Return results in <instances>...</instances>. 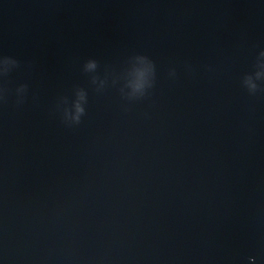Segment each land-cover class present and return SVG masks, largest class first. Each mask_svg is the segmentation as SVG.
Wrapping results in <instances>:
<instances>
[{
	"label": "clouds",
	"instance_id": "1",
	"mask_svg": "<svg viewBox=\"0 0 264 264\" xmlns=\"http://www.w3.org/2000/svg\"><path fill=\"white\" fill-rule=\"evenodd\" d=\"M261 55H264V52L261 53ZM0 60H2L4 63H8V62H11L13 64L16 65V61L10 57H3V58H0ZM96 67V62L93 61V60H89L88 62H86V68L88 69H91V68H95ZM247 89L249 90L250 93H255L257 88H258V85L256 84H251L249 86H246ZM26 89V86H21L19 89H17V92L18 93H22L24 92ZM83 98V97H82ZM85 112V109L84 107H81L79 104L76 105V115L72 118V122H69L66 115H64V120L66 123H69V124H79L80 123V118L81 116L84 114Z\"/></svg>",
	"mask_w": 264,
	"mask_h": 264
}]
</instances>
